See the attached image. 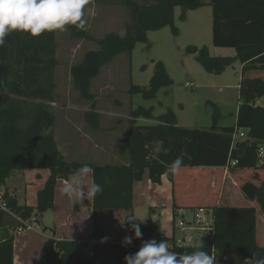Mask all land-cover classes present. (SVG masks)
Listing matches in <instances>:
<instances>
[{
    "label": "trees",
    "instance_id": "trees-1",
    "mask_svg": "<svg viewBox=\"0 0 264 264\" xmlns=\"http://www.w3.org/2000/svg\"><path fill=\"white\" fill-rule=\"evenodd\" d=\"M99 0L106 6H121L127 11L124 34H106L96 40L97 49L87 53L82 62L72 67L74 88L84 99L91 79L97 72L122 54H130L137 43L147 42V33L169 26L174 33L173 10L181 9L180 19L187 11L204 5L203 0ZM212 10V44L216 48L233 49L242 70L238 85L239 106L235 126L219 127L218 110L214 107L212 126L208 130H188L176 126L172 111L167 109L156 125L137 126L138 118L151 119L152 111L137 107L130 111L128 130L121 140L119 152L126 158L119 163L88 164L69 162L61 154L54 139V115L49 105L55 100L54 69L56 67L55 33L39 37L13 32L0 48V189L13 171L46 169L49 176L37 193L35 208L19 205L15 198L3 192L7 211L0 210V229H14L32 216L53 208L54 188L58 180H67L76 169L88 164L95 169L92 179L103 188L92 200V233L86 240L48 239L37 264H124V257L139 250L144 241L152 240L153 228L141 225L142 239L131 246L101 243L104 237L97 226L104 212L121 211L133 215V185L144 175L152 184H160L166 168L177 156L183 157L182 169L225 168L228 170L264 171L258 165V151L264 149V0H208ZM71 39L91 40L86 30L68 26ZM197 60L209 73L219 74L231 63L230 57H209L202 48ZM171 79L161 62L146 87L131 85L129 95L153 99ZM245 131V138L231 145L234 129ZM248 141L244 145L243 142ZM166 150V151H165ZM235 162L234 165L232 163ZM174 184L175 176H165ZM253 179H258L254 173ZM245 199L255 207L172 206L196 211L211 210L213 235L202 249L217 258V264H254V258L264 256V246L256 240L259 213L264 214V180L256 186L245 182L240 186ZM124 218V221H125ZM19 219V220H18ZM128 235H134L125 223ZM174 228V221H172ZM169 250L183 254L196 247L169 243ZM0 264H13V237L6 235L0 242Z\"/></svg>",
    "mask_w": 264,
    "mask_h": 264
},
{
    "label": "rangeland",
    "instance_id": "rangeland-1",
    "mask_svg": "<svg viewBox=\"0 0 264 264\" xmlns=\"http://www.w3.org/2000/svg\"><path fill=\"white\" fill-rule=\"evenodd\" d=\"M203 3L202 7L187 11L184 20L180 19L181 9L175 7L173 26L176 33L169 26L150 31L147 33V42L137 43L130 54L119 55L101 68L90 82L88 94L91 99L82 98L74 88L72 67L80 64L87 53L97 49L96 40L109 33L120 36L124 34L123 25L128 21L126 9L121 6H103L99 0H93L89 5L93 9V14L85 15L87 32L91 40H74L66 30L54 31L57 45L54 69L56 88L55 100L49 105L54 115V130L58 144L60 145L62 140V123H116L118 133L123 127L128 128L130 111L137 107L150 108L152 111L151 119H136L137 126L159 124L161 117L170 109L176 126L188 130H208L213 123L214 107L220 116L219 127L235 126L240 104L238 84L242 70L234 58L233 49L213 46L212 10L208 0H203ZM193 48L196 50L204 48L209 57H230L233 60L219 74L209 73L197 60L198 53L190 52ZM157 62L163 64L172 81L170 86L162 88L151 100H144L139 94L129 95L131 85L139 87L148 85ZM186 83L194 85L195 88H186ZM235 140L241 141L239 137ZM135 200L137 202L135 217L139 220L137 223L142 222V226L148 227V209L142 205L140 198L137 197ZM235 204V207H241L245 206L246 202L238 200ZM125 215L121 211H111L104 212L98 218L97 226L103 231L104 237H108V243L122 244L123 238L128 235L124 223ZM208 216L210 219V213ZM190 218L191 213L188 211L186 220ZM158 220V224L153 227V239L167 240L169 243L172 239V224L161 217H158ZM258 223L260 225L263 223L259 217ZM174 232L176 241L182 243L184 238L187 239L184 247H190L193 244L192 239H203L202 235L194 231L183 232L177 229ZM204 243L206 244L205 241ZM259 244L264 246V243Z\"/></svg>",
    "mask_w": 264,
    "mask_h": 264
},
{
    "label": "crops",
    "instance_id": "crops-1",
    "mask_svg": "<svg viewBox=\"0 0 264 264\" xmlns=\"http://www.w3.org/2000/svg\"><path fill=\"white\" fill-rule=\"evenodd\" d=\"M117 130L116 123H62L60 145L55 130L54 139L61 154L69 162L119 163L121 159L126 158L125 153L119 152V145L128 128L123 127L121 132L119 130L120 133H117ZM254 173L258 175L256 180L253 179ZM73 175H70L67 180L57 181L54 188L53 208L38 216L36 231L15 234L13 228L0 229V242L6 235L13 237V264H37L43 252L44 243L48 239L86 240L91 235L93 229L92 200L78 202L68 199L62 193L65 182ZM48 176L49 171L46 169L13 171L6 178L0 193L6 192L10 197L15 198L19 205L35 208L37 193L43 188ZM262 180H264V171H230L227 167L181 169L175 175L174 184H171L165 176L161 178L160 184H152L147 179V175H144L140 182L133 185V215L135 216L137 203L135 198L137 197L148 209V226L151 225L152 228L158 224V217L172 224L173 204L183 207L220 205L235 207V201L239 200L246 202V205L241 207H255L259 211L255 202H250L243 197L240 186L245 182L259 186ZM196 181L199 183H195ZM185 211L188 212V210ZM207 211L211 212V210ZM258 217L263 222L260 225L257 221L256 240L259 244V242L264 243V214L259 213ZM177 229L172 225V239L175 243L177 238L174 231ZM153 236L154 234H152V239ZM202 240L192 239L193 244L197 243V245L192 244L191 246H201V242L205 245Z\"/></svg>",
    "mask_w": 264,
    "mask_h": 264
},
{
    "label": "clouds",
    "instance_id": "clouds-1",
    "mask_svg": "<svg viewBox=\"0 0 264 264\" xmlns=\"http://www.w3.org/2000/svg\"><path fill=\"white\" fill-rule=\"evenodd\" d=\"M93 0H0V48L6 46V37L13 32L26 33L35 38L53 31H65L68 26L86 30V13L93 14L89 7ZM166 151V150H165ZM183 167V157L177 158L166 168L165 176L177 175ZM95 169L84 164L76 169L72 178L65 182L62 193L70 200L83 202L94 200L103 188L91 177ZM134 215L125 218L134 235H125L123 246H131L134 240L142 239L141 223ZM103 237L101 243H106ZM197 246L190 253L179 254L169 250L167 240L144 241L134 254L124 257V264H217V258ZM254 264H264V256L254 258Z\"/></svg>",
    "mask_w": 264,
    "mask_h": 264
},
{
    "label": "built area",
    "instance_id": "built-area-1",
    "mask_svg": "<svg viewBox=\"0 0 264 264\" xmlns=\"http://www.w3.org/2000/svg\"><path fill=\"white\" fill-rule=\"evenodd\" d=\"M186 88L194 89V85L192 84H185ZM239 137V139L244 140L245 138V131L242 129H234V132L231 134V145L234 146L237 142L235 139ZM264 158V149L260 148L258 151V165L261 166L263 164ZM235 162L232 163L234 165ZM0 210L7 211V203L2 198V194L0 193ZM187 211L184 209H178L173 213V221L175 228L181 229L182 231L189 230L194 231L200 235H202L203 240L208 243L210 242L213 229H212V220H211V212H208L206 209L200 208L196 211H190L191 218L190 220H186ZM210 213V219H209ZM19 220V219H18ZM21 226H17L14 228L15 234H21L24 232H33L38 229V218L36 216H32L30 219L26 221H21ZM180 241H176L177 246H186L187 239H184L182 243ZM182 244V245H181Z\"/></svg>",
    "mask_w": 264,
    "mask_h": 264
},
{
    "label": "water",
    "instance_id": "water-1",
    "mask_svg": "<svg viewBox=\"0 0 264 264\" xmlns=\"http://www.w3.org/2000/svg\"><path fill=\"white\" fill-rule=\"evenodd\" d=\"M243 144H244V145L248 144V141H244Z\"/></svg>",
    "mask_w": 264,
    "mask_h": 264
}]
</instances>
